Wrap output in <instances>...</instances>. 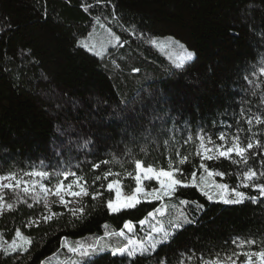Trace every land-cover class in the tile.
Masks as SVG:
<instances>
[{"label":"trees","instance_id":"1","mask_svg":"<svg viewBox=\"0 0 264 264\" xmlns=\"http://www.w3.org/2000/svg\"><path fill=\"white\" fill-rule=\"evenodd\" d=\"M97 17L128 43L115 45L102 57L80 47L78 42L91 34ZM165 37L179 41L194 58L182 68L172 66L150 43ZM260 67L264 0H0V174L28 171L43 161L50 171L71 168L91 185L108 168L121 177L134 172L135 159L166 168L169 154L175 159L177 149L192 154L191 163L181 166L189 173L199 164L195 143L184 144L189 133L195 138L202 127L216 139L220 132H234L241 107L264 116ZM240 126L248 127L243 120ZM253 132L264 145V124L254 125ZM86 140L91 143L83 147ZM252 152L257 155L252 157ZM114 156L119 163L93 170V164ZM249 156V165L260 171L264 147L253 148ZM208 164L231 173L239 168L227 159ZM222 182L237 181L232 175ZM100 183L107 181L97 186ZM123 184L126 194L135 186L130 177ZM242 191L257 195L251 188ZM5 192L11 202L16 194ZM114 195L104 191L96 200L84 197L79 207H86L79 219L63 206L52 205L53 212L63 215L25 227L29 218L46 212L41 203L21 193L33 207L18 203L14 211L0 215V242L12 241L20 228L32 244L22 255L0 251V264H43L64 251L65 238L67 243L87 244L90 236H104L107 224L109 232L121 230L125 221L139 229L138 221L160 203L142 202L110 213L106 201ZM180 199L198 201L204 209L197 213L187 206L195 222L178 232L170 245L135 259L105 252L93 264H156L165 257L168 264H176L180 252L208 256L234 250L236 236L264 241V199L225 205L209 202L192 187L179 189L174 200ZM114 237L107 238L108 243ZM259 248L258 243L252 250ZM78 260L73 254L71 262Z\"/></svg>","mask_w":264,"mask_h":264},{"label":"snow or ice","instance_id":"2","mask_svg":"<svg viewBox=\"0 0 264 264\" xmlns=\"http://www.w3.org/2000/svg\"><path fill=\"white\" fill-rule=\"evenodd\" d=\"M97 23H99L98 17ZM101 26L103 27V25ZM106 31L108 32V43L114 46L119 45L120 47L128 43L127 41H121L120 36L112 32L110 28ZM150 43L157 45V41L154 38L150 39ZM174 43L179 51L174 54L173 63L176 68H182L187 61L194 58V53L187 50L179 41H174ZM84 47L94 48L95 45L89 46L85 44ZM96 54L102 55L103 53L100 51ZM170 59H172V56H170ZM133 71L138 72L139 69H133ZM259 73L264 75V67L259 68ZM245 79H248V77H245ZM261 104H264V96L261 97ZM241 120L247 124V129L240 126ZM221 123L227 129H232L233 127L231 124ZM236 124L234 132H220L217 134L216 139H213L212 135L206 133L202 127L197 130L195 138L191 133L188 134L184 144L195 143L194 155L199 158L198 166L193 165L189 173H185L181 166L191 163L190 156L192 154L182 155L180 150L177 149L175 159L169 154L166 168L157 167L153 164L145 165L142 160L135 159L134 172L127 171L121 177L120 172H115L112 168H108V170L96 175L91 185L88 184L83 175H77L76 171L71 168L63 167L50 171L43 161H40L39 165H33L28 171L14 170L0 174V215L14 211L18 203H27L26 199L21 198V193H23L24 197L31 196L36 203L43 200L44 209L47 213L41 214L36 218H29L25 227L39 225L41 220L47 223L55 217L63 215V213L52 211L53 203L62 205L74 217L82 218L86 205L82 204L79 208H70L69 205L73 200L80 202L87 196H91L93 200H96L103 196L104 191L115 194L113 198H109L106 201V207L110 213L134 209L142 202H160L157 207L138 221L141 230L144 232L142 237L136 235V226L131 221H125L121 230L118 232L106 231L104 236L97 238L93 243L86 244L76 241L74 245H71L67 243V238H65L61 244L62 247H66L69 252L79 257V260L73 262V264H93L94 258L105 252H110L113 257L120 256L131 259H135L137 256H153L162 245H170L177 233L182 231L186 225L195 222V217L190 218V213L187 210L189 204L197 213L202 212L204 209V205L198 201H189L187 199H180L171 205L166 203L165 201L174 200L179 189L195 188L209 202L223 203L225 205L241 204L246 200L257 203L260 199H264V182L257 183L261 178H264V159L260 161V171L249 165L250 151L253 148L264 147L259 139H254L257 133L253 132L254 125L264 124V116L252 113L250 109L241 107ZM245 132L250 135L245 137L242 135ZM89 143L91 141L86 140L83 147H87ZM164 143L167 145L168 141L166 140ZM143 150L141 149V151ZM128 151L130 152L131 150L129 149ZM256 155L257 153L255 152L251 153L252 157ZM221 159L230 160L233 164L238 165V170L235 173H231L209 167L208 162ZM114 162L119 163L120 161L114 156L112 160L104 159L98 161L92 165V168L95 171L101 165H109ZM198 172L200 173L199 176ZM232 175L236 177L237 182L235 185L222 182L225 176ZM69 177H72V179L69 180ZM109 177H112V179H109ZM129 177L134 180L135 186L130 193L126 194L124 193L123 179ZM217 177L220 180H217ZM53 180L55 181L54 183H52ZM102 180L107 181L106 185L100 183L97 186V182ZM152 181L157 186L149 187L146 182ZM90 187L95 188V190L90 192ZM247 188H251L257 195L250 196L247 192L241 190ZM5 190L16 194L11 202L6 200ZM50 195L56 197L57 200L50 203ZM66 197L69 199H66ZM176 204L180 206L179 209L174 215L168 213L167 222H163L161 218L165 217L168 209L175 207ZM27 206L32 208L33 203H27ZM104 227L107 228L108 226L105 225ZM112 236L122 238L125 243L122 245L108 243L107 238ZM2 240L3 233L0 232V241ZM258 243L260 244L259 250H252L253 245ZM31 244L32 238L22 233L20 228H16L11 243L8 247L0 245V250L5 255L16 252L22 255L28 252ZM232 245L234 250L226 251L223 254L215 252L205 256L203 253L197 254L194 250L180 252L176 264H264V241L258 242L250 237L236 236L232 238ZM156 264H168L167 258L158 259Z\"/></svg>","mask_w":264,"mask_h":264},{"label":"rangeland","instance_id":"3","mask_svg":"<svg viewBox=\"0 0 264 264\" xmlns=\"http://www.w3.org/2000/svg\"><path fill=\"white\" fill-rule=\"evenodd\" d=\"M101 25H103V27ZM107 29H109V27L104 22H101V21H99V23L96 22L94 29L91 32V34L87 38L80 40L78 42V45L80 47H82L83 49L87 50L88 52H90L91 54L95 55V56H99V57L104 56L110 48L114 47L113 44L108 43V32L106 31ZM169 38H171V39H169ZM156 41H157V45H153V44L152 45L157 49V51L172 66H174V63H173V61L175 59L174 54L179 51L178 47L174 43V41H177V40L172 38V37H165V38L157 39ZM85 44H88L89 46L95 45V47L94 48L84 47ZM100 51H102L103 54L97 55L96 53L100 52ZM170 56H172V59H170ZM187 62H189V61H187ZM217 178L220 179L219 177H217ZM71 179H72V177H69V180H71ZM66 183H67V181H66ZM146 183L148 184L149 187L157 186L154 181L146 182ZM241 190H245V189H241ZM66 199H69V198L66 197ZM56 200H57L56 197L51 196V195L49 196V202L50 203L53 201H56ZM176 201H178V200L165 201V202L169 203L171 205V204H174ZM39 203H41L42 206L44 207L43 200H41ZM79 205H80V202L73 200V202L69 205V207L70 208H79ZM53 206H62V205H58L57 203H53ZM179 207L180 206L178 204H176L175 207H170L168 209V212L166 213V216L161 218L162 221L166 223L167 218H168V213H171L174 215L175 212L177 211V209H179ZM107 226L109 227L108 224H107ZM108 227L107 228L104 227L105 232L106 231L109 232ZM125 232H127V230H125ZM135 233L138 237H142L144 235V232L141 230L140 227H139V229L135 228ZM121 240H123V239L120 237H114L109 243L112 245H119ZM88 241H89L88 243H93L95 241V237L90 236ZM82 242L84 243L85 241H82ZM10 243H11V241H5L2 243L0 242V245H2L3 247H8V245ZM68 244L74 245L75 243H71V241H69ZM63 248H64V251L57 253L56 255L51 257L49 260H46L43 264H73L71 262V257L73 255V253L69 252L66 247H63ZM0 251H2V250H0Z\"/></svg>","mask_w":264,"mask_h":264}]
</instances>
